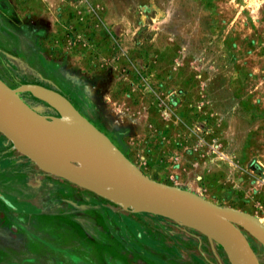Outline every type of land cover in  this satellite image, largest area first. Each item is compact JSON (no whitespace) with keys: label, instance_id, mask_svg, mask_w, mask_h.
I'll return each instance as SVG.
<instances>
[{"label":"rangeland","instance_id":"1","mask_svg":"<svg viewBox=\"0 0 264 264\" xmlns=\"http://www.w3.org/2000/svg\"><path fill=\"white\" fill-rule=\"evenodd\" d=\"M0 81L44 134L97 146L66 137L40 93L98 151L264 227V0H0ZM9 166L0 264H230L198 230L42 172L0 134Z\"/></svg>","mask_w":264,"mask_h":264},{"label":"water","instance_id":"2","mask_svg":"<svg viewBox=\"0 0 264 264\" xmlns=\"http://www.w3.org/2000/svg\"><path fill=\"white\" fill-rule=\"evenodd\" d=\"M14 96L0 81V134L42 172L113 203L194 228L212 239L230 264H258L241 232L264 245V227L257 220L151 181L112 148L111 156L104 147L101 152L40 132L47 123Z\"/></svg>","mask_w":264,"mask_h":264},{"label":"bare ground","instance_id":"3","mask_svg":"<svg viewBox=\"0 0 264 264\" xmlns=\"http://www.w3.org/2000/svg\"><path fill=\"white\" fill-rule=\"evenodd\" d=\"M39 97L53 103V106L60 112V114L63 117L62 118L63 120H61L58 124L60 125L59 127L61 128L64 135H66V137L68 136L71 139L79 140L80 142H85V143H88L90 145H94V146L97 145L95 149L98 148L99 143L96 140L97 137L94 139L92 134H88V135L83 134L84 129L81 127V125H79L80 121L78 120L79 122L78 121L76 122L77 118H75V117H74L75 119H73L74 115L72 114L73 115L72 116L70 114L69 109L66 107V105L61 100H59L53 96L51 97L49 95L43 94V93H40ZM39 130H40V132H44L43 129H39ZM49 130H51V128ZM53 131H51V132H53ZM95 140L97 141L98 144H95L96 143ZM100 148H102V147H100Z\"/></svg>","mask_w":264,"mask_h":264},{"label":"crops","instance_id":"4","mask_svg":"<svg viewBox=\"0 0 264 264\" xmlns=\"http://www.w3.org/2000/svg\"><path fill=\"white\" fill-rule=\"evenodd\" d=\"M57 98V97H56ZM57 99H59V98H57ZM60 100V99H59ZM4 170H6L7 172H5V173H3V174H0V177L1 178H9V176H10V174H13L15 171H16V167H11V166H9V167H7V168H4ZM29 175H28V178L27 179H31V180H29L28 181V184H30L31 182H33V180H32V178H34L33 177V175H31L30 173H28ZM30 182V183H29Z\"/></svg>","mask_w":264,"mask_h":264}]
</instances>
